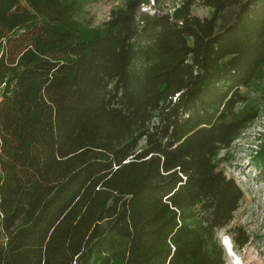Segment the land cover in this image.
Segmentation results:
<instances>
[{
	"label": "trees",
	"instance_id": "obj_1",
	"mask_svg": "<svg viewBox=\"0 0 264 264\" xmlns=\"http://www.w3.org/2000/svg\"><path fill=\"white\" fill-rule=\"evenodd\" d=\"M84 1L0 0V264H226L264 0H125L99 28Z\"/></svg>",
	"mask_w": 264,
	"mask_h": 264
},
{
	"label": "rangeland",
	"instance_id": "obj_2",
	"mask_svg": "<svg viewBox=\"0 0 264 264\" xmlns=\"http://www.w3.org/2000/svg\"><path fill=\"white\" fill-rule=\"evenodd\" d=\"M124 4L125 0H85L79 16L85 24L99 28L108 17L110 9L121 8ZM160 5L163 9L169 6L167 3ZM191 12L200 17L209 16L212 8L196 4L191 7ZM262 134L264 109L253 124L232 143L228 159L220 164L224 173L233 177L244 193L231 224L240 225L250 233L249 242L243 248L234 250L231 241L232 253L229 254L224 248L226 264H235L236 260L240 264H264V173L253 157ZM219 236L221 242L225 236L230 240L224 232H220Z\"/></svg>",
	"mask_w": 264,
	"mask_h": 264
},
{
	"label": "bare ground",
	"instance_id": "obj_3",
	"mask_svg": "<svg viewBox=\"0 0 264 264\" xmlns=\"http://www.w3.org/2000/svg\"><path fill=\"white\" fill-rule=\"evenodd\" d=\"M223 244L226 247V249L228 250V253L231 254L232 253V248H231V244H230V241H229L228 237L225 236L223 238ZM235 264H240V263H239L238 260H236V263Z\"/></svg>",
	"mask_w": 264,
	"mask_h": 264
},
{
	"label": "water",
	"instance_id": "obj_4",
	"mask_svg": "<svg viewBox=\"0 0 264 264\" xmlns=\"http://www.w3.org/2000/svg\"><path fill=\"white\" fill-rule=\"evenodd\" d=\"M230 241V240H229ZM222 243V246L226 249V247L224 246V244H223V241L221 242ZM231 244V243H230ZM227 250V249H226ZM227 252H228V250H227Z\"/></svg>",
	"mask_w": 264,
	"mask_h": 264
}]
</instances>
